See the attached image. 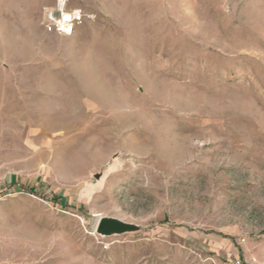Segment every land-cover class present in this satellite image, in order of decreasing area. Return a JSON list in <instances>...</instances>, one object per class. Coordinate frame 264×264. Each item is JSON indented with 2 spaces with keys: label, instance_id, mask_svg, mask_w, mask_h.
<instances>
[{
  "label": "rangeland",
  "instance_id": "obj_1",
  "mask_svg": "<svg viewBox=\"0 0 264 264\" xmlns=\"http://www.w3.org/2000/svg\"><path fill=\"white\" fill-rule=\"evenodd\" d=\"M51 4L0 0V264H264V0Z\"/></svg>",
  "mask_w": 264,
  "mask_h": 264
},
{
  "label": "built area",
  "instance_id": "obj_2",
  "mask_svg": "<svg viewBox=\"0 0 264 264\" xmlns=\"http://www.w3.org/2000/svg\"><path fill=\"white\" fill-rule=\"evenodd\" d=\"M71 0H52L42 13L41 25L48 34L70 38L85 21V14L71 6Z\"/></svg>",
  "mask_w": 264,
  "mask_h": 264
},
{
  "label": "water",
  "instance_id": "obj_3",
  "mask_svg": "<svg viewBox=\"0 0 264 264\" xmlns=\"http://www.w3.org/2000/svg\"><path fill=\"white\" fill-rule=\"evenodd\" d=\"M131 230V225L113 218H100L96 225V232L100 235L120 234Z\"/></svg>",
  "mask_w": 264,
  "mask_h": 264
}]
</instances>
